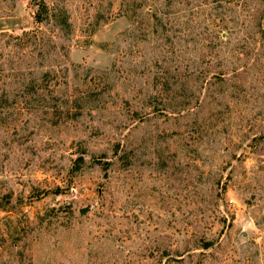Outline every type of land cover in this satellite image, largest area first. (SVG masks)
<instances>
[{
	"label": "rangeland",
	"instance_id": "obj_1",
	"mask_svg": "<svg viewBox=\"0 0 264 264\" xmlns=\"http://www.w3.org/2000/svg\"><path fill=\"white\" fill-rule=\"evenodd\" d=\"M40 1L0 0V264H264V0Z\"/></svg>",
	"mask_w": 264,
	"mask_h": 264
},
{
	"label": "trees",
	"instance_id": "obj_2",
	"mask_svg": "<svg viewBox=\"0 0 264 264\" xmlns=\"http://www.w3.org/2000/svg\"><path fill=\"white\" fill-rule=\"evenodd\" d=\"M40 8H41V9H47V5H46L45 0H41V1H40ZM37 16H38V17H37V21H42V20L44 19V16H42L41 13H39Z\"/></svg>",
	"mask_w": 264,
	"mask_h": 264
}]
</instances>
